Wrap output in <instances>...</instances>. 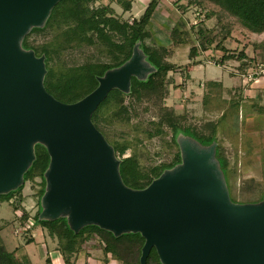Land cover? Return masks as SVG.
Listing matches in <instances>:
<instances>
[{"label":"water","instance_id":"obj_1","mask_svg":"<svg viewBox=\"0 0 264 264\" xmlns=\"http://www.w3.org/2000/svg\"><path fill=\"white\" fill-rule=\"evenodd\" d=\"M60 0H0V194L16 190L35 159L49 156L38 219H66L73 233L95 225L114 236L139 233L138 264L152 248L160 264H264V197L230 199L216 143L178 133L180 162L146 187L124 184L120 160L91 116L109 91L154 72L138 43L121 65L96 77L81 99L65 103L44 87L45 56L21 45Z\"/></svg>","mask_w":264,"mask_h":264},{"label":"trees","instance_id":"obj_2","mask_svg":"<svg viewBox=\"0 0 264 264\" xmlns=\"http://www.w3.org/2000/svg\"><path fill=\"white\" fill-rule=\"evenodd\" d=\"M98 1L100 0H60L52 8L43 26L31 28L23 37L21 41L23 48L32 49L36 55L44 54L45 56L46 73L43 83L46 91L65 103L81 99L96 87V77L125 62L130 57L134 44L138 43L146 62L153 66L155 71L149 73L144 80L131 77L128 93H122L117 89L109 91L91 116L94 126L101 133L106 134V141L112 145L115 156L120 160L119 172L124 184L134 189H142L158 177L164 169L171 168L180 162L178 150L169 160L147 167L140 164L135 151L131 150L125 155L132 143L126 139H115L116 126L128 125L134 120L136 122L135 132L143 131L147 138L162 137L166 134V129H169L171 146L176 147L178 133L189 136L204 146L215 142V159L224 176L230 199L234 202L233 195H230L229 162L216 135L217 122L208 121L199 126L181 125L183 117L177 115L163 101L169 94V85L172 82L169 79V72L176 69L181 70L183 67L172 61L175 59V47L177 46H189L190 65L198 64L199 61L193 60L206 51L218 53L219 58L215 63L217 65H223L227 61L242 62V60L247 61L248 64L244 63L246 64L244 66L239 63L237 70H243V66L252 65L256 58L248 57L244 51L245 47L240 50L229 49L225 43L237 40L233 33L236 30L235 22L238 23L240 33L246 37L250 34H264V0H191L190 3L197 5L204 6L206 1L213 4L204 14V19L200 21L195 34L180 18L176 19L170 29L160 24L154 17L157 0H150L142 14L131 21L120 20L108 5L96 6L95 3ZM181 1L172 0V4L180 8L178 4ZM118 2L124 11L130 10L129 1L118 0ZM211 18H215V23L212 27L206 26L204 21L211 20ZM163 34L170 41L168 45H164L160 40V35ZM37 37L43 38L40 44L35 43ZM257 46L264 50V41H260ZM83 48L96 50L103 56V60H88L72 65L60 63L64 53ZM210 84L212 83H208ZM210 89L213 88L210 87ZM142 111L152 112L145 126L140 119ZM230 114L237 116V104ZM226 116L225 112L222 113L221 122L226 119ZM143 126L144 129H142ZM34 153L35 159L24 173L23 180L24 182L34 180L36 177L40 179L39 200L44 191L43 172L48 165L49 156L40 144L34 146ZM21 187L22 185L16 190L0 194V203L8 200ZM262 197L256 201L261 200ZM18 210L19 207L16 205L14 212ZM39 212L40 206L32 218V226H40L46 230L50 238L59 240L61 246L59 245L58 251L62 256L63 264H75L71 255L79 250L80 241L78 239L85 231L94 234L98 239L103 264H108L109 258L121 264H138L144 242L139 233L114 236L111 232L95 225L85 226L77 233H73L65 218L38 219ZM19 218L25 226V221L28 219L27 214L22 211ZM31 240L28 239L29 242ZM0 264H21L13 252L6 250L1 237ZM146 264H160L154 248L150 250Z\"/></svg>","mask_w":264,"mask_h":264},{"label":"rangeland","instance_id":"obj_3","mask_svg":"<svg viewBox=\"0 0 264 264\" xmlns=\"http://www.w3.org/2000/svg\"><path fill=\"white\" fill-rule=\"evenodd\" d=\"M124 1L130 2L129 11H124L118 0H100L95 5H108L120 20L131 21L142 14L150 0ZM190 1L182 0L178 4L181 7L178 8L177 5L172 4V0H157L154 17L167 29H170L176 19L180 18L195 34L200 21L204 19V14L210 10L213 4L206 1L203 6L202 4H192ZM182 8L183 11H181ZM204 23L206 26L212 27L215 18L205 20ZM235 29L233 33L235 39L238 38L237 43H240L241 48H247L248 53L252 52L256 61L249 67H244L246 65L244 63L248 64L247 61L237 62V66L241 63L245 70H237V66H233V61L225 62L226 67L218 65L225 71L237 75L239 84H241L234 87V92L226 93L217 88L210 89L206 81L203 84L197 83L193 84V87L190 86L185 80L186 69L190 64H185L183 60L186 54L188 56L189 46L180 45L175 47V51L178 50L177 60L173 59L172 61L174 63L178 61L179 64L176 63L183 67L181 70L176 69L169 72V79L172 82L169 85V94L163 102L177 115L183 117L181 125L199 126L208 121L217 122L216 135L229 162L230 195H233V200L236 203H247L257 202L259 197H264V50L257 46L260 41H264V34H250L246 37L240 33L237 22H235ZM42 40V37H37L35 43L40 44ZM160 40L164 45H168L170 42L164 34L160 35ZM255 42L257 44L253 45L252 43ZM225 44L229 49L237 50L239 48V45L233 42ZM218 58L217 52L207 51L200 61H209L215 64ZM88 60H103V56L91 48L76 49L64 53L60 63L72 65ZM236 104L238 105V114L237 116L231 115L230 112ZM224 112L227 116L221 122V115ZM151 114V111H142L140 119L144 126ZM134 125H136L134 120L128 125H117L114 135L115 139H126L132 143L125 155L129 154L131 150L135 151L143 167L169 160L176 150L179 151L177 145L176 147L170 145L171 132L169 129H166V134L162 137L147 138L143 131L135 132ZM144 126L142 129L145 128ZM118 132L122 134L119 135ZM102 135L107 139L106 134L102 133ZM39 181L38 177L34 180L23 181L19 191L14 192L8 200L0 203V237L6 250L13 252L21 264H62L58 251L59 240L50 238L46 230L40 226H32V218L40 206L38 200ZM16 205L19 210L14 212ZM22 211L28 216L25 226L19 218ZM28 239H32L31 242ZM78 241H80L79 250L71 255V259L76 264H103L99 241L94 234L85 231ZM108 261L110 264H121L110 258Z\"/></svg>","mask_w":264,"mask_h":264},{"label":"crops","instance_id":"obj_4","mask_svg":"<svg viewBox=\"0 0 264 264\" xmlns=\"http://www.w3.org/2000/svg\"><path fill=\"white\" fill-rule=\"evenodd\" d=\"M228 42L236 43L237 45H239V48L237 50L241 49L240 43H237L235 41H228ZM232 49H235V48H232ZM244 51L248 57H253L252 52L248 53L247 48H245ZM177 53H178V50L175 51V59L176 60H177ZM203 54H201L200 56L196 57L193 60V61H199L198 64L187 66V69H186V75L187 76L185 79L186 82L189 83V85L193 87L197 83L203 84V82L206 81L207 84L212 83L209 85V87H212L213 89L217 88V89H220L226 93H228L229 91L234 92V90H235L234 87L239 86L241 84V83L239 84V79L237 78V75L235 73L225 71L224 68H222L221 66L215 65L209 61H202L201 62L200 58L203 57ZM183 60L185 61V64L189 63L190 60L188 59L187 54L185 55V58ZM181 61H182V59L180 60V62ZM176 62L178 63V61H176ZM237 62L238 61H233V66H237V64H238ZM222 66L226 67V64H223ZM59 255L62 259V256L60 253H59ZM57 262H58V260H57ZM53 264H55V263H53ZM62 264H63V259H62ZM108 264H110V262Z\"/></svg>","mask_w":264,"mask_h":264}]
</instances>
